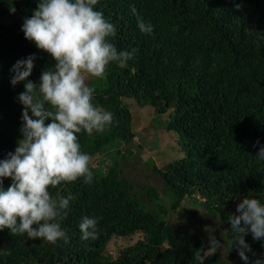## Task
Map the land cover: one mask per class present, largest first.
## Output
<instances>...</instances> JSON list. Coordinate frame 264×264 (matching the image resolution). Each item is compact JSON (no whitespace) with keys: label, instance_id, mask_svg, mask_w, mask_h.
I'll return each mask as SVG.
<instances>
[{"label":"trees","instance_id":"trees-1","mask_svg":"<svg viewBox=\"0 0 264 264\" xmlns=\"http://www.w3.org/2000/svg\"><path fill=\"white\" fill-rule=\"evenodd\" d=\"M38 3L0 0V160L22 138L18 96L25 82L11 84L13 65L35 55L28 79L39 82L55 63L21 31ZM94 8L115 25L109 41L117 50L136 51L122 66L110 63L105 78L87 81L95 89L93 104L113 114L103 133L78 134L81 151L91 158L92 182L81 178L50 189L54 197H76L60 221L67 242L50 244L4 229L0 264H199L197 250L204 264H220V250L209 253V242L174 225L169 214L187 200L197 202L221 219L223 239L232 244L228 217L240 200L248 196L264 204V161L255 158L264 146V0H98ZM138 20L152 31L142 32ZM127 99L153 106L165 116L159 125L178 136L182 158L163 167L145 161L161 178L163 193L146 184L136 190L139 184L116 157L128 160L134 146L142 147ZM11 182L4 179V187ZM85 216L97 219L96 238L81 239ZM134 236V243L111 248L115 239ZM245 240L248 264L264 261V240L251 234Z\"/></svg>","mask_w":264,"mask_h":264},{"label":"clouds","instance_id":"clouds-1","mask_svg":"<svg viewBox=\"0 0 264 264\" xmlns=\"http://www.w3.org/2000/svg\"><path fill=\"white\" fill-rule=\"evenodd\" d=\"M97 3L39 0L32 16L24 20L21 31L25 39L55 63L42 71L39 82L28 79L35 55L18 60L11 69L13 86L25 82V90L18 96L23 105L22 138L15 151L0 160V231L8 229L11 235L26 234L29 239L50 244L60 239L67 242L60 221L68 215L70 202L76 197H54L50 189L81 178L85 184L92 182L91 158L81 151L78 134L103 133L113 123L112 113L93 104L95 89L87 81L105 78L110 63L122 66L136 51H118L109 41L116 35V28L95 10ZM132 12L135 14V8ZM138 27L145 33L152 31L143 20H138ZM255 158L264 161V146ZM4 179L12 181L7 188ZM228 219L235 234L232 245L248 264L246 252L251 247L245 237L251 234L253 240H264V204L244 197L237 204L236 214ZM79 229L82 240L96 238L97 219L83 217ZM222 248L210 234L208 252L215 254ZM194 260L204 264L205 256L197 250ZM254 264L264 261L257 259Z\"/></svg>","mask_w":264,"mask_h":264},{"label":"rangeland","instance_id":"rangeland-1","mask_svg":"<svg viewBox=\"0 0 264 264\" xmlns=\"http://www.w3.org/2000/svg\"><path fill=\"white\" fill-rule=\"evenodd\" d=\"M127 102L130 103L133 115V127L141 134L137 135L136 141L142 147L134 146L133 154L128 160L118 155L116 157L120 159L125 175L132 182L139 184V186H136V190L146 184L148 186H158L163 193L164 185L161 178L154 174L152 166L145 163V161L151 158L153 163L163 167L167 163L182 158L184 152L176 148L178 146V136L173 132L164 130L159 125L160 121L165 119V116H158L153 106L141 107L135 103L134 99H127ZM105 156L109 162L111 155L106 154ZM99 160V158H95L91 165L96 167L100 163ZM140 196L143 200L146 199L145 195L141 194ZM203 207L197 202L187 200L183 202L178 212L169 214L170 221L176 226L196 232L207 242H209L210 234L215 236L216 240L223 245V248L219 249L222 254V263L220 264H244L237 253L236 247L228 240L223 239L224 226L221 219L214 216V214H209ZM137 238L138 236H134L131 240L117 238L111 243V248L113 249L115 244L128 245L134 243Z\"/></svg>","mask_w":264,"mask_h":264}]
</instances>
